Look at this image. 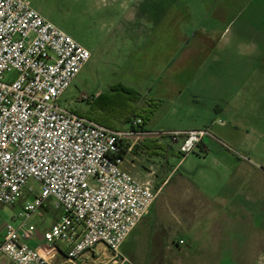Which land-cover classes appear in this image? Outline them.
I'll return each instance as SVG.
<instances>
[{"label":"rangeland","instance_id":"rangeland-1","mask_svg":"<svg viewBox=\"0 0 264 264\" xmlns=\"http://www.w3.org/2000/svg\"><path fill=\"white\" fill-rule=\"evenodd\" d=\"M29 2L91 52L62 107L87 113L121 85L140 95L148 131L207 129L214 136L203 139L210 152L197 145L183 160L179 143L154 138L143 155L127 157L124 168L159 194L117 264H264V196L248 190L253 177L264 178V0ZM221 154L243 166L239 183L220 167ZM236 202L244 205L239 214ZM21 208L0 203V239L7 224L21 226ZM59 216L49 199L28 220L36 231L25 242L38 244Z\"/></svg>","mask_w":264,"mask_h":264},{"label":"built area","instance_id":"built-area-1","mask_svg":"<svg viewBox=\"0 0 264 264\" xmlns=\"http://www.w3.org/2000/svg\"><path fill=\"white\" fill-rule=\"evenodd\" d=\"M90 58L29 0H0V203L22 206L21 226H5L0 264H52L59 245L68 260L98 245L121 258V246L159 194L124 168L127 157L143 155L140 142L157 138L179 143L183 160L214 138L207 129L151 132L139 118L112 130L62 107L61 97ZM49 199L60 216L43 233L42 254L25 242L36 231L26 224Z\"/></svg>","mask_w":264,"mask_h":264},{"label":"trees","instance_id":"trees-1","mask_svg":"<svg viewBox=\"0 0 264 264\" xmlns=\"http://www.w3.org/2000/svg\"><path fill=\"white\" fill-rule=\"evenodd\" d=\"M141 104V98L137 92L119 85L118 87H113L111 93L101 96L92 102L87 113L78 114L112 130H121L131 121L133 116L141 117L145 126L147 119L139 115L143 111ZM158 140L154 138L152 142L154 143ZM148 142H150V138L142 140L139 148L149 150L151 147L147 146ZM162 147L164 148V146ZM125 155L126 150L122 148L119 156L125 157Z\"/></svg>","mask_w":264,"mask_h":264},{"label":"crops","instance_id":"crops-1","mask_svg":"<svg viewBox=\"0 0 264 264\" xmlns=\"http://www.w3.org/2000/svg\"><path fill=\"white\" fill-rule=\"evenodd\" d=\"M135 7H137V5H135ZM134 13H135V11H131V13H130L131 19L136 18L137 13H135V14ZM174 53H175V49H173L170 54H174ZM145 129H146V126H145ZM191 130H199V129H191ZM184 131H190V130H177V129H175V130H169V131H164V132H184ZM165 142H166V140H165ZM165 142L162 141V143H164V144H165ZM198 145L200 147H202L201 149L203 151H205L207 153L210 152L209 145H207V143H206V145L208 146L207 147L205 145L204 141ZM221 157H222L223 163L221 164L220 167L221 168L223 167L226 170V173H225L226 176L227 177H230L231 175L236 176V181H238L237 183H239L240 178H242V179L244 178L245 171H244L243 166L238 165L237 162L230 159V157L227 155L221 154ZM248 182L250 184V186H248L249 191H252V192L254 191V192H257V193L261 194L262 196H264V178L262 180V178L257 179L255 177H253V179H251ZM262 188H263V190H262ZM254 194H256V193H254ZM205 195L203 194V196L207 199L206 206L211 205L212 204L211 201L208 200L209 196L207 194H205ZM212 197L213 198H211V199H217V197L214 195ZM225 197H226V199H232L233 198L232 195H228V194ZM197 198H201L200 195H198ZM222 199H224V197H222ZM216 204L218 205L219 203H216ZM234 204L235 205L232 207L234 209V212L236 214L241 213V209L243 210V208H244L243 203L241 204L239 202H236ZM153 205H152V207H153ZM219 205L221 206L222 204L220 203ZM194 206L197 207L200 205L194 204ZM203 207H205V206H203ZM223 209H226V210L229 209L228 205H226V207H222V210ZM2 240H3V238L0 239V242ZM61 246L62 245H59V251L56 252L54 255H52V257H50V261L52 264H54V262H55V264H117V261H115L114 256L109 258L108 253L106 252V250L104 248L105 246H103V245H98L93 251L84 254L83 256H81L80 258H78L76 260H68L67 257L65 256L66 248L64 245H63L64 246L63 248ZM32 247L39 249L40 252L42 254H44V251L42 250V248H43V240L42 239L38 244L33 245Z\"/></svg>","mask_w":264,"mask_h":264},{"label":"bare ground","instance_id":"bare-ground-1","mask_svg":"<svg viewBox=\"0 0 264 264\" xmlns=\"http://www.w3.org/2000/svg\"><path fill=\"white\" fill-rule=\"evenodd\" d=\"M104 248H105L106 252L108 253L109 258L114 256L108 248H106V247H104Z\"/></svg>","mask_w":264,"mask_h":264}]
</instances>
